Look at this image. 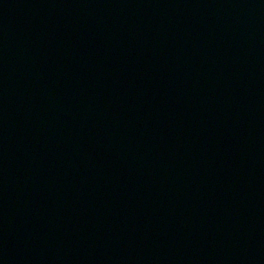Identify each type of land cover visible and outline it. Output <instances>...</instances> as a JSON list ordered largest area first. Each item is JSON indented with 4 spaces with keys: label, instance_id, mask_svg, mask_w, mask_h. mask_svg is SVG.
Listing matches in <instances>:
<instances>
[{
    "label": "water",
    "instance_id": "obj_1",
    "mask_svg": "<svg viewBox=\"0 0 264 264\" xmlns=\"http://www.w3.org/2000/svg\"><path fill=\"white\" fill-rule=\"evenodd\" d=\"M0 264H264V0H0Z\"/></svg>",
    "mask_w": 264,
    "mask_h": 264
}]
</instances>
